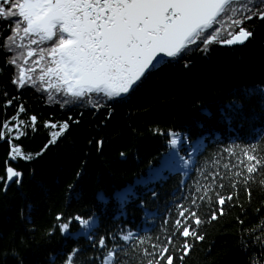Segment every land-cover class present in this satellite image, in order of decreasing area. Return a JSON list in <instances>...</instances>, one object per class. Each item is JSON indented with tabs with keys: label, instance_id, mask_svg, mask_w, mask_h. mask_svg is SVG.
<instances>
[{
	"label": "snow or ice",
	"instance_id": "obj_1",
	"mask_svg": "<svg viewBox=\"0 0 264 264\" xmlns=\"http://www.w3.org/2000/svg\"><path fill=\"white\" fill-rule=\"evenodd\" d=\"M261 26L264 0H0V55L4 57L0 73L14 69L10 83L17 93L32 88L46 94L48 106L94 110V115L105 110L100 126L106 127L114 107L129 103L161 68L182 64L190 69L193 55L211 59L214 48L243 46ZM0 95L5 109L17 105L16 114L0 131V140L9 144L10 161H33L73 124L80 123L71 115L62 122L44 121L45 129H53L47 143L35 154L25 152L13 141L27 137L30 131L35 134L37 116L20 119L27 111L22 97L8 98L6 89ZM228 95L232 98L227 102L216 101L218 122L227 126L225 135L213 130L193 139L188 130L149 129L153 136L164 138L165 150L156 164L149 163L146 174L115 194L119 207L112 217L113 221H126V205L139 200L137 207L144 210L141 224L133 228V220L100 231V217L109 201L98 193L97 200L104 205L99 213L66 219L63 213L56 215L57 224L47 232L49 237L58 228L65 239L86 242L48 253L45 264H184L195 243L205 239L201 227L226 215V205L239 206L246 214L243 205L233 204L239 200V189L243 188L249 203L253 184L264 191V82L233 86ZM201 112L209 118L213 115L207 105L201 106ZM197 126L204 128L203 123ZM93 143L102 152L106 140L93 138L89 145ZM209 144L219 145L212 159L217 167L206 172L208 162L202 164L200 157ZM119 156L123 159L125 153L121 151ZM82 173L83 169L76 173L78 179ZM23 175L6 160L0 190L6 194L12 183L21 185ZM173 176L180 179L167 194L171 198L161 203L165 194L156 186L163 188ZM138 187L144 191L138 193ZM226 187L230 191L224 195ZM74 190L75 185L70 184V198H78ZM143 197H150L154 205L151 221L163 216L161 231L155 236L142 227L149 217L148 200ZM205 205L206 218L201 216ZM262 212L264 208L255 210L258 220L252 227L246 228L244 220L236 218L243 264H264ZM21 217L32 223L30 205L27 214L21 210ZM73 223L78 225L75 233ZM9 254L16 257L17 264H24L15 250L5 252V258Z\"/></svg>",
	"mask_w": 264,
	"mask_h": 264
},
{
	"label": "trees",
	"instance_id": "obj_2",
	"mask_svg": "<svg viewBox=\"0 0 264 264\" xmlns=\"http://www.w3.org/2000/svg\"><path fill=\"white\" fill-rule=\"evenodd\" d=\"M191 59L194 63L190 69L176 64L156 72L129 103L114 107L106 127L100 126L107 115L105 110L94 115V110L75 108L68 111L61 110L59 105L48 106L44 102L46 94L41 95L32 88L17 93L10 83L14 69L9 67L0 73V93L6 89L8 98L15 95L22 97L21 102L27 111L20 115V119L37 116L35 134L30 131L27 137L18 142L13 141L22 145L25 152L35 154L47 143L49 132L53 129H45L44 121L62 122L69 115L80 119L78 125L73 124L57 143L31 162L10 161L9 144L0 140V176L4 175L6 160L10 166L24 173L21 185L13 183L6 194L0 190V264H17L16 257L9 254L5 258L4 255L13 250L24 264H45L48 253L62 246L70 249L76 243L84 244L86 241L83 238L79 241L65 239L58 228L50 237L47 232L57 224L55 218L58 213H63L65 219L76 214L86 217L93 211L99 213L104 207L97 200V194L101 192L109 203L106 213L100 217V231L109 225L133 220L135 223L131 227L136 228L141 224L144 210L137 207L139 200L126 205V221H113L112 217L119 207L115 194L146 174L149 163L156 164L157 157L165 150L164 138L153 136L149 129L159 126L163 129L188 130L193 139L213 130L225 135L227 126L218 122L216 101L230 100L232 97L228 95V90L233 86L264 82V26L258 27L254 38L243 46L214 48L211 59L198 55H193ZM3 65L4 57L0 55V67ZM3 104L4 97L0 95V131L4 130L3 123L17 111L15 103L7 109ZM202 105L209 107L213 113L211 118L202 114ZM198 122L204 124L203 129L197 126ZM101 137L105 138L106 143L103 151L97 152L95 144L90 146L89 141ZM218 147L209 144L200 157L202 164L208 162L206 172L214 171L217 167L212 164V159ZM121 151L125 153L123 159L119 156ZM223 163L221 160V171ZM82 169V176L78 179L76 173ZM179 179V176H173L163 188L156 186L158 191L165 194L161 197V203L171 198L167 194ZM193 179H196L195 174ZM70 184L75 185L74 191L78 198L76 195L70 198ZM2 187L0 185V189ZM136 191L142 193L144 189L138 187ZM229 191L226 187L222 194L227 195ZM143 198L148 200L149 217L144 218L142 227L151 229L148 234L155 236L161 231L163 216L158 217L156 222L151 221L154 205L150 197ZM233 204L243 205L246 214L242 213L239 206L226 205V215L201 227L205 239L195 243L184 264H243L244 257L238 239L241 230L236 218L244 220L246 228L255 226L258 220L255 210L264 208V191L253 184L249 203L243 188H240L239 200H234ZM29 205L32 223L21 217V210L27 214ZM207 212L208 207L205 205L201 208V216L206 218ZM260 217H264V212L260 213ZM77 229L78 225L73 223L71 231L75 233ZM176 243L179 245L180 241Z\"/></svg>",
	"mask_w": 264,
	"mask_h": 264
},
{
	"label": "water",
	"instance_id": "obj_3",
	"mask_svg": "<svg viewBox=\"0 0 264 264\" xmlns=\"http://www.w3.org/2000/svg\"><path fill=\"white\" fill-rule=\"evenodd\" d=\"M12 184H13V183H12ZM12 184H11V185H12Z\"/></svg>",
	"mask_w": 264,
	"mask_h": 264
}]
</instances>
